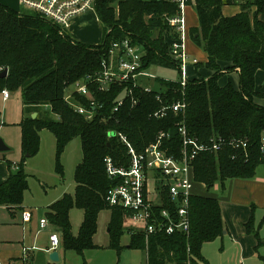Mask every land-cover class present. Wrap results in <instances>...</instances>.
Returning <instances> with one entry per match:
<instances>
[{"label":"trees","instance_id":"1","mask_svg":"<svg viewBox=\"0 0 264 264\" xmlns=\"http://www.w3.org/2000/svg\"><path fill=\"white\" fill-rule=\"evenodd\" d=\"M236 0H188L199 18V26L190 30L193 41L208 54L204 65L215 71L208 79H188L180 82L155 79L158 90L145 92L133 89V97L114 111L122 90L130 85H112L107 91H93L97 101L95 117L87 119L77 112L65 97L70 86L87 74L102 70L114 41L131 39L145 50L143 68L166 66L178 68L169 53L170 39L177 33L167 17L177 15L179 4L173 0H95L94 10L103 24L104 38L99 45L73 41L68 33L61 34L58 26L39 13L18 11L0 3V92L21 91L24 117L21 121L23 159L17 171H12L0 184V205L19 206L29 188L24 162L27 155L40 150V132L51 131L56 138V171L63 176L61 155L73 139L79 137L83 153L75 170V193L65 194L46 212V218L61 235L64 249L84 256L87 249L97 247L93 239L98 231L100 213L109 210L110 246L119 253L121 238L130 234L132 249L147 251V264H201L202 247L222 236L224 222L216 198L193 194L190 199L191 226L189 234L157 233L149 236L134 231L127 224V211L110 206L107 192L117 184L106 169L105 159L112 158L117 166H129V148L119 136L124 134L137 152L154 142L160 132L169 134L164 146L179 155L182 148L180 123L187 132L202 143L211 138L223 139L218 151L200 152L194 161L195 181L208 190L220 181L232 178H251L258 166L264 164L260 139L264 132V106L255 102L264 93L256 88V74L264 71V0L242 2V9L232 16L223 15L222 8ZM255 6L253 11L252 7ZM224 70L239 69L240 83L222 86ZM179 70V69H178ZM160 94V100L157 95ZM75 101L89 106V98L75 95ZM184 101L186 109L175 113L168 110L164 117L154 112L174 101ZM38 113L35 118L33 113ZM241 140L248 147L235 148L231 141ZM9 165L11 163L9 162ZM83 210L84 218L77 235L72 231L70 211ZM247 231L257 230L252 219ZM28 264V263H27ZM83 264H86L84 259ZM207 264V263H205Z\"/></svg>","mask_w":264,"mask_h":264},{"label":"built area","instance_id":"2","mask_svg":"<svg viewBox=\"0 0 264 264\" xmlns=\"http://www.w3.org/2000/svg\"><path fill=\"white\" fill-rule=\"evenodd\" d=\"M95 0H19L23 9L39 13L42 17L58 26L60 32L67 31L72 21L80 14L94 9ZM179 4V13L167 17L168 24L177 36L170 39L169 53L178 63L181 74L180 84L184 87L188 80L187 67L189 53L187 51L188 24L186 19V6L188 0H173ZM245 2L247 0H239ZM145 50L142 46L134 44L131 39L114 41L107 58L102 61V70L87 74L77 80L66 94V101L73 108L83 114L87 119L95 117L97 101L93 91H107L112 85L126 86L117 99L114 111H117L125 102L126 96L132 98L134 105L137 100L133 97L135 87L151 93L153 88L143 85V79H157L143 68ZM197 63V59L193 60ZM145 82V81H144ZM160 89V88H159ZM89 98V106L75 101V95ZM3 102L11 98V92L5 88L0 92ZM160 100V94L157 95ZM186 109L184 101H174L162 106L154 112L156 117H164L168 110L175 113ZM0 122L3 124L2 119ZM1 124V125H2ZM0 125V126H1ZM179 131L182 136V148L179 155L170 153L164 146L166 132H160L156 140L150 143L144 151L137 152L128 138L119 133V136L129 148L131 162L129 166H117L112 158L105 159L106 169L117 184L110 188L106 200L110 206H118L128 213L125 220L134 231L145 233L146 239L152 234L184 233L189 234L191 226L190 199L194 194L193 188L197 183L194 176V161L203 151H218L224 145L223 139L211 138L209 143H202L187 132L184 122L180 123ZM235 148L246 149L248 143L233 140L230 143ZM260 150L264 154V132L260 139ZM154 192V194H153ZM32 218L30 210H24L22 219L29 222ZM50 222L46 217L40 219V230L47 229ZM51 250L60 245L57 233L50 234ZM1 264V263H0Z\"/></svg>","mask_w":264,"mask_h":264},{"label":"crops","instance_id":"3","mask_svg":"<svg viewBox=\"0 0 264 264\" xmlns=\"http://www.w3.org/2000/svg\"><path fill=\"white\" fill-rule=\"evenodd\" d=\"M0 3L16 10H20L21 7L19 0H0ZM241 4V1L236 0L235 3L224 5L222 8L223 15L232 16L239 13L242 9ZM254 7H252L253 11L255 10ZM193 9V4H187L185 12L189 31L186 42L187 51L189 53L187 75L188 79H208L215 74V71L207 67L201 68L204 66L202 64L208 61V54L204 51V53L200 55V50L197 48L198 45L191 38L190 30L199 26L198 14H196L197 12L195 13ZM259 18L264 21V12L259 15ZM98 22L101 21L95 10H89L78 15L72 21L67 33L72 38H77V41L98 45L102 43L104 38L103 26L100 25L97 27ZM194 59H197L198 62L194 63ZM226 66H228V63L222 64V75L219 79L220 85L224 86L231 82L235 88H238L240 83L239 69L224 70ZM188 70L190 71L189 73ZM261 71L262 70H259L256 74V88L258 91L264 93V74H262V79L260 81L257 80L258 74ZM262 72L264 73V71ZM235 78L236 80L234 81ZM255 102L264 106L263 98L259 99V101H256L255 98ZM23 117L24 113L22 107V117L19 121L20 143L15 152L16 160L7 159L5 154H3V158L0 160V184L6 181L12 171H17L19 163L23 159L21 148V121ZM46 130L47 129H44L40 132L41 144L43 133ZM3 134L4 138L7 140V144L5 143V145L8 148L5 151L11 150L10 134L6 131L3 132ZM52 137L56 145V138L53 133ZM9 162L11 165H9ZM260 166H258L255 175L251 178L230 179L231 182L224 195L212 194L202 183L197 182L195 184L193 188L194 194L213 197L219 201L224 222L222 236L211 242L204 243L202 247L204 261H201V264H264V167L260 169ZM26 172L28 173V182L30 185V179L33 175L27 170ZM74 186L76 188V182H74ZM223 188H225V183ZM29 189L30 186L24 193L23 203L21 205L10 207L0 205V263L78 264L77 256L71 254L76 252L64 249L62 241L56 250H51L50 234L57 233L61 240L60 232L55 227L50 225L47 229L40 230V219L46 217L45 214L49 207L57 201L56 199L60 197L61 193L49 202L50 204L53 202L50 206L49 204H45L46 207H44L42 211L41 208H37V205L30 200L31 197L29 199L28 195H30V193L27 194ZM65 194H67V192L64 191L60 198ZM26 208H31L33 210H30L32 212V218L29 222H24L22 219V213ZM251 219L257 230V234L255 231H247L246 225ZM128 248H130L129 245ZM54 251L58 252V261H53L50 257V254Z\"/></svg>","mask_w":264,"mask_h":264},{"label":"rangeland","instance_id":"4","mask_svg":"<svg viewBox=\"0 0 264 264\" xmlns=\"http://www.w3.org/2000/svg\"><path fill=\"white\" fill-rule=\"evenodd\" d=\"M23 10L24 9L20 7V11ZM193 10L196 13V9L194 8ZM97 25V27L100 25L103 26L102 22H98ZM97 30L99 31L98 28ZM65 32L67 33V31L60 33L63 34ZM74 38L71 37L73 41H77V38ZM197 48L200 50V55L204 53L202 47L197 46ZM201 68H205V66H202ZM149 72L155 75L158 79L178 82L181 81V74L178 68L175 66L166 67L154 65L149 68ZM189 72L190 71L188 70V73ZM262 74H264L262 71L258 74V81L262 79ZM141 80L143 85L151 87L154 90H158L160 87L155 79L145 80L141 78ZM235 80L236 78L234 81ZM10 92L11 98L7 102H3L0 96V120L2 119L3 122V124L0 122V125L2 124L0 127V138L4 139L5 143L7 144V140L4 138L3 132H9L11 137V150L0 152V160L3 158V154H5L7 159L16 160L15 152L17 151L18 145L20 143L19 121L22 117L23 102L20 90ZM259 99L261 98L256 97V101H259ZM82 159L83 153L81 140L79 137H77L66 146L63 154L61 155V163L64 167V174L63 176L58 174L56 171L57 156L55 141L52 137V133L49 130L44 131L39 152L34 156L26 157L24 162L26 170L33 175V177L30 179V189L28 190L27 194L30 193V195H28L29 199L31 197L30 200H32L33 203L37 205V208H41L43 211L44 207H46L45 204H49L50 206L53 202L51 204L49 202L55 199L59 193H61V197L64 191L72 195L74 194L75 170ZM263 167L264 165H261L260 169ZM230 182V179L225 181V188H223L222 183L218 181L215 186L211 188L210 192L212 194L224 195L227 192L226 190L228 189ZM26 209L32 210L31 208ZM70 215L73 232L75 235H77L83 220V211L78 207H73L71 209ZM109 217V210H104L100 213L98 231L93 239L97 247L85 250L83 257L78 254L76 255V253H71L73 256H77L76 258L78 264H83L84 259L86 264H146V250L128 248V245L131 242L130 234L125 233L122 236L121 244L123 245V249L120 253L110 246V237L108 235V223L110 220Z\"/></svg>","mask_w":264,"mask_h":264},{"label":"water","instance_id":"5","mask_svg":"<svg viewBox=\"0 0 264 264\" xmlns=\"http://www.w3.org/2000/svg\"><path fill=\"white\" fill-rule=\"evenodd\" d=\"M8 75V68H5L2 72H0V77H6ZM36 113H34L32 115L33 118L36 117ZM7 146L5 145V142L2 138H0V151H5L7 150ZM29 156V155H28ZM50 257L53 261H58L59 260V257H58V252L57 251H54L50 254Z\"/></svg>","mask_w":264,"mask_h":264}]
</instances>
